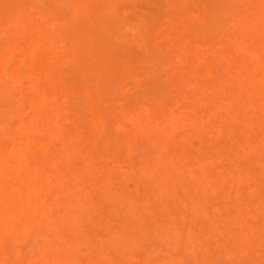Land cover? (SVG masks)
<instances>
[{
	"label": "rangeland",
	"instance_id": "obj_1",
	"mask_svg": "<svg viewBox=\"0 0 264 264\" xmlns=\"http://www.w3.org/2000/svg\"><path fill=\"white\" fill-rule=\"evenodd\" d=\"M237 1L241 6L219 0H129L120 6L112 23L116 27L106 39L113 52L108 64L119 69L120 81L108 91L111 102L100 115L103 134L98 121L80 123L72 113L88 81L77 74L79 64L65 53L67 38L57 29L71 6L66 0H0V52L16 44L32 43L34 49L28 59L0 57V145L25 133L23 123L33 103L48 116L46 127H52L57 111L59 125L69 129L68 145L93 143L98 163L106 167L105 176L97 173L94 179L104 177L102 188L116 181V191L144 212L135 217L125 204H105L100 196L89 203L93 180L87 179L79 184L85 200L82 216H63L73 230L53 236L63 248L47 250V236L35 234L27 242L18 233L5 239L0 264H38L46 255L53 261L43 264H264L263 138L242 127L232 132V125L221 133L211 115L202 121L201 134H192L191 145L181 136L173 138L177 144L169 156L185 175L194 176L189 188L199 199L195 204L160 192L147 169L156 158L154 144L136 133L129 120L138 114L157 119L158 107L167 110L181 102L192 91L186 70L193 62L200 68L199 79L209 80L205 69L210 59L204 63L198 55L218 51L220 31L234 29L238 15L252 13L251 0ZM89 3L94 12L103 1ZM49 41L57 48V63L46 59ZM154 93L161 95V104ZM197 99L192 105L201 108ZM247 138L257 151L247 148ZM85 177L81 171L79 179ZM51 182L57 185L55 177ZM249 213L262 214L260 223L251 221Z\"/></svg>",
	"mask_w": 264,
	"mask_h": 264
},
{
	"label": "bare ground",
	"instance_id": "obj_2",
	"mask_svg": "<svg viewBox=\"0 0 264 264\" xmlns=\"http://www.w3.org/2000/svg\"><path fill=\"white\" fill-rule=\"evenodd\" d=\"M66 1L71 9L57 24V29L67 38L65 53L79 64L77 74L88 81L79 105L72 113L80 123L98 121L101 125L97 127L98 131L104 134L100 115L105 113L111 102L108 91L120 81L119 69L108 64L112 61L113 52L107 44V33L116 27L112 24L116 21V11L129 0H102V6L94 12L89 0ZM219 1L241 6L237 0ZM251 5L252 13L238 15L234 29L220 31L222 39L218 51L211 48L208 54L198 55V60L202 59L204 63L210 59L205 69L207 82L199 79L200 68L193 62L186 70L192 91L181 102L171 104L167 110L158 107L156 114L162 117L158 115L154 120L151 115L140 114L129 119L134 121V131L143 133L154 144L151 153L156 158L147 169L158 180L157 188L161 193H171L173 197H184L185 201L198 204L199 199L193 198L196 195H192L194 193L189 188L194 176L185 175L179 161L169 154L176 148L177 142L173 138L181 136L191 145L192 134H201L202 121L207 116L215 117L221 133H225L229 125L233 126L232 132L242 127L247 133L263 138L264 144V0H251ZM44 52L47 60L57 63L59 55L54 44L49 41ZM33 53L32 43L26 46L16 44L1 51L0 57L14 59L21 55L28 59ZM152 97L161 104L159 93ZM195 97H199L201 108L192 105L191 100ZM41 109L39 104L33 103L32 112L23 123L25 133L13 138L11 143L0 145V240L3 241L0 250L6 247L7 237L18 233L25 234L27 242L35 234L47 236L44 245L47 250L63 248L65 245L56 242L53 236L73 230V225L63 223V216H82L85 200L79 184L87 179L93 180L88 187L89 203L100 196L105 204H125L135 217L139 218L142 212L116 191V181L102 188L104 177L94 179L97 173L105 176L106 167L98 163L93 143L68 145L69 129L59 125L58 112L52 115V127H46L44 123L48 116ZM123 124V120L119 121L121 128L126 127ZM245 144L249 150H258L250 138ZM200 148L203 151L206 147ZM251 169L246 170L249 186L252 185ZM81 171L86 173V177L80 180ZM53 177L57 185L52 184ZM250 198L255 201L256 195ZM260 217L262 214L249 213V219L255 223H260ZM262 222L264 228V218ZM52 261V257L46 255L35 263Z\"/></svg>",
	"mask_w": 264,
	"mask_h": 264
}]
</instances>
